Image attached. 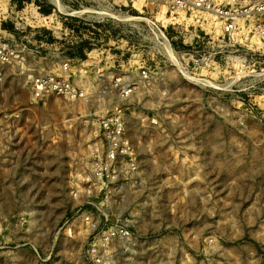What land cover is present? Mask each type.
Here are the masks:
<instances>
[{
	"label": "rangeland",
	"instance_id": "1",
	"mask_svg": "<svg viewBox=\"0 0 264 264\" xmlns=\"http://www.w3.org/2000/svg\"><path fill=\"white\" fill-rule=\"evenodd\" d=\"M145 5L0 0L1 39L29 44L37 71L72 60L87 94L31 106L25 72L8 69L0 118L25 110L17 155L0 161V264H101L93 237L117 219L131 238L102 264H264V42L251 26L225 40L210 12ZM121 106L135 169L111 166L91 189L100 119Z\"/></svg>",
	"mask_w": 264,
	"mask_h": 264
},
{
	"label": "built area",
	"instance_id": "2",
	"mask_svg": "<svg viewBox=\"0 0 264 264\" xmlns=\"http://www.w3.org/2000/svg\"><path fill=\"white\" fill-rule=\"evenodd\" d=\"M147 4H162L170 12L204 11L213 14L221 25L222 36L230 42L236 41L242 30L248 26L249 31H255L259 39L264 42V0H146ZM252 22H254L252 26ZM251 23V24H250ZM17 29L19 27L16 26ZM13 39L0 37V95L6 83L8 69L16 75L25 72L26 84L31 106L46 104L52 97L65 100H80L87 96L84 87H80L74 80L72 60H62L58 68L53 70L37 69L27 60L30 46L27 43L15 44ZM10 72V71H9ZM141 77H148V70H141ZM135 91L131 85L121 89L123 100L130 98ZM27 109H30L28 107ZM16 109L5 116L6 123L0 118V161L8 159V155L16 157L19 143L17 138L18 123L22 119V111ZM125 108H114L100 119L99 133L102 136L105 168H94L87 178V184L94 189V181L109 178L111 166L118 163L127 168L135 169L136 159L131 140L126 133ZM54 138L53 136H51ZM10 148H13L10 151ZM76 189L80 188V176L74 180ZM85 221L97 227L92 215L86 214ZM131 238V232L123 221L117 219L111 225H106L93 237L91 252L97 263H105L106 252L118 240Z\"/></svg>",
	"mask_w": 264,
	"mask_h": 264
}]
</instances>
